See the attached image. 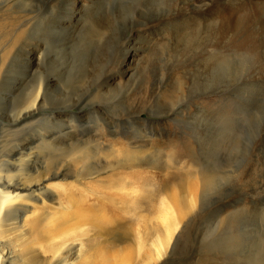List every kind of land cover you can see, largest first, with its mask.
<instances>
[{"label": "rangeland", "instance_id": "1", "mask_svg": "<svg viewBox=\"0 0 264 264\" xmlns=\"http://www.w3.org/2000/svg\"><path fill=\"white\" fill-rule=\"evenodd\" d=\"M189 1L0 0L1 25L9 20L15 22L14 25L10 24L11 21L6 25L8 38L1 41L0 36V54L12 47L10 34L13 36L21 28L28 29L13 46L4 69L1 67L0 70V157L5 162L17 144L39 136L41 132L57 130L61 126L56 123L59 118L66 121L73 119L75 124H72L76 127L72 131L80 137L98 133L102 128L96 123L97 117L104 114L108 120L118 122L109 124L118 131V138L125 140L126 137H134L135 126H130L133 115L129 114L127 107L139 114V126H144L149 133L153 132L154 143L163 149L173 140L183 143L186 132L194 134L192 140L198 149L202 138L209 144L214 142L219 137L218 131L222 125L240 129L239 148L237 151L233 148L231 165L227 169L236 170V174L241 173V178L238 180L237 175L235 179L218 178L206 193V202L203 205L198 202L194 210L178 222L173 233H169L165 223L159 224L162 231L155 228L159 221L156 219L157 214L137 209L127 215L132 213V216L135 211L145 215L150 213L147 233L144 234L145 245L139 252L142 255H139L132 239L118 245L108 236H98L96 242L99 243L96 246L101 245L100 249L112 251L120 246H131L133 251L136 249L133 254L136 256L137 252V257L132 260V264H245L244 255L248 253L251 259L254 258L259 240L264 238V84L250 82V71L256 66L251 56H216L213 53L208 57L201 49L210 47L214 42L210 36L211 30L195 27L190 17L175 19L167 15L169 9H188ZM39 7L47 9L41 10ZM174 25L179 29L178 35L174 33ZM40 52L43 56L35 67L37 73L31 65L36 62ZM241 79L248 84L246 89L233 95H223L235 83L242 82ZM40 83L46 85L43 88L44 108L38 116L16 124L14 120L20 115L25 98L33 95ZM31 91L34 93L30 94ZM172 91L177 94L176 100L184 113L180 124L175 123L173 117L159 115L160 109L157 107V95ZM141 96L146 99L143 100ZM198 105L204 106L207 113L197 111ZM53 112L55 123L51 116ZM40 118L48 120L37 122ZM206 122L211 126L209 134L205 133ZM22 125L26 128H21ZM192 125L197 128L193 129ZM111 133L105 131V136L115 138ZM35 150L40 156L43 154V150ZM148 170V176L157 175L158 178L167 172L152 167ZM148 187L158 188V183L149 184ZM62 196L57 189L53 192L39 189L26 201L29 207L24 217L29 214V218L39 220L38 226H46L48 219H43L46 212L58 204ZM219 205H223L221 217L229 216L236 206L245 210L238 220L211 228L210 214ZM174 207L172 210L176 215L179 211ZM202 211L204 217L195 222L194 217ZM24 223L25 218L21 221V224ZM25 226L26 232L32 230L27 234L32 235L26 234L28 241L24 244H33V248L41 252L44 241L34 236L35 228L40 227ZM22 228L18 230L22 231ZM18 230L6 232L2 237L11 247L18 244ZM91 232L71 239L76 244L69 255L74 264H83L86 262L84 258L88 260L83 242L87 243ZM183 233H186L185 237ZM156 244L161 246L160 258L155 252ZM182 248H185L184 253L181 252ZM79 249L83 252H79ZM33 254L38 257L36 252Z\"/></svg>", "mask_w": 264, "mask_h": 264}, {"label": "bare ground", "instance_id": "2", "mask_svg": "<svg viewBox=\"0 0 264 264\" xmlns=\"http://www.w3.org/2000/svg\"><path fill=\"white\" fill-rule=\"evenodd\" d=\"M47 7L39 8L44 10ZM167 15L173 16L175 19L190 17L191 23L195 27L211 30L210 36L214 42L210 47L201 49H204V53L208 54V57L213 53L216 56L219 54L222 56L239 54L251 56L256 62V66L251 69V73L249 72L251 75L248 73L251 76L250 82L257 85L258 83L264 84V0H190L188 9L184 11L169 9ZM236 17L238 18L236 19ZM8 22L11 25L15 23L14 20ZM8 22H2V25L0 22L2 27V30L0 28L1 41L8 38L9 32L6 28ZM175 25L173 27L174 33L176 32L178 35L179 29ZM26 31H28L27 28H21L17 32L15 31L13 36L10 34L9 41L12 47L6 53L0 54V70L8 59L11 49L22 39ZM42 56L43 53L40 52L36 62L31 65L34 72L39 73L35 67ZM215 64L217 65V63ZM39 65L41 64L39 63ZM246 84L243 80L235 83L225 90L223 95L241 92V89H246ZM44 87L46 85L40 83L35 90L33 88L35 93L32 92L33 90L30 92V94L34 93L33 95L27 94L29 96L27 99L25 98L26 102L20 111V115L14 120L17 122L16 124H21L29 118L38 116L45 105V103L43 104ZM157 96V107L160 109V114L159 112L157 114L173 117L177 124L182 123L184 113L176 100L175 91ZM141 98L146 99L145 96H141ZM127 110L129 114L133 115L130 126L132 124L135 126L136 135H133L134 137H126L125 140L118 138L116 136L118 131L112 129L113 126H109V124L118 122L108 120L107 117L103 116L104 114H101L102 116L99 114L97 117L96 123L102 128L98 133L94 135L88 133L87 136L81 135L80 137L72 131L73 127H76L72 124L74 123L73 119L72 121L68 120V122L59 118L56 123L61 126H58L57 130L56 128L52 131L44 130L45 132H41V135H34L35 137L17 144L6 162L0 157V264H53L55 262L57 264H74V260H71L69 255L76 244L71 239L74 237L78 239L77 236L83 234L89 235L91 231L92 234H90L89 239L87 238V243L83 242L86 248L84 253L88 257V260L84 258L86 262L81 261L83 264H132V260L134 261L137 257V252L136 256L133 254L135 250L137 249L139 253L145 245L144 234L147 233L148 222L150 221L148 214L150 213L148 212L146 216L135 211L136 213L133 212L134 215L131 216L132 213L127 215L129 212L137 209L150 210L155 215L157 214L156 219H159L157 223L155 222V228L159 229V224L161 226V223H165L169 233H173L178 222L188 216L198 202H201V205L206 202V193L218 178L235 179V175H237L238 180L241 178V173L237 172L238 174H236V170L229 171L227 169L231 165L233 148L235 151L239 148L240 134L238 133L240 129L222 125L218 131L219 137L210 144L203 138V140L200 139V143L198 142L200 148L198 149L192 140L194 134L186 132L183 143L173 140L167 144V148L164 147L165 149H163L154 143L153 132L149 133L145 131L144 126H139V114L132 111L130 107H127ZM197 111L202 114L207 113V109L201 105H198ZM140 115H142L141 112ZM51 116H53L52 119L55 123L54 112L53 115L51 113ZM47 118H40L37 122H40L41 119L48 120ZM193 123L195 122L193 121ZM204 125L205 133H211V126L207 122ZM196 128L193 126V129ZM105 131L112 132L111 134L116 137H106ZM123 137L121 136V138ZM194 139L196 138L194 137ZM225 145L228 146L225 147ZM35 148L43 150V154L40 156ZM206 149L207 152L204 153ZM163 151H166L165 155H162ZM147 167L167 170V172L163 174L162 178H158L157 175L148 176L149 168ZM102 174L105 176L102 177ZM68 178L73 180L67 181ZM156 183H158V188L148 187L149 184ZM50 186L52 188H49ZM39 189L48 192L57 189L64 195L59 198L58 204L53 205L51 210L46 212L43 219H48V223L41 227L37 225L39 221L37 218L31 219L29 214L24 217L28 211L26 208L29 207L26 201L33 197ZM223 205H219L210 214L209 224L211 228H219L235 219L238 220L245 210L236 206L229 216L221 217ZM172 206L178 208V214L175 215ZM203 217L202 211L197 213L194 220L199 222V219ZM24 218L25 223L21 224ZM25 224H28V227L30 225L40 227L35 228L34 236L36 235L44 241V245L40 247L41 252L33 248L35 247L33 244H27V246L24 244L27 240L26 234L32 231L26 232L25 227L27 225L25 226ZM39 224L41 223L39 222ZM86 226L87 228H85ZM21 228L22 231H19L18 229ZM14 230L19 231L16 235L18 244L15 242L16 246L11 247L2 237L6 232ZM14 233L16 234V232ZM185 234L183 233V237ZM27 235H32V233ZM98 236H108L118 245L132 239L137 248L135 247L134 251L130 248L131 246H120L112 251L100 249L101 245L96 246L99 243L96 242ZM13 238L10 239L13 240ZM160 247L158 244L155 246L158 257L162 255ZM80 250L83 252L82 249H79V252H81ZM184 250L185 248H182L181 252L184 253ZM33 252H36L38 257ZM29 253L35 256L29 255ZM139 255L142 254L139 253ZM250 255L248 253L244 255L246 257L244 259L245 264H264V238L259 240L258 248L254 253L255 257L251 259Z\"/></svg>", "mask_w": 264, "mask_h": 264}]
</instances>
